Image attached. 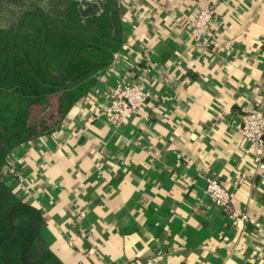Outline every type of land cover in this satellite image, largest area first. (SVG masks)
<instances>
[{
    "label": "crops",
    "instance_id": "obj_1",
    "mask_svg": "<svg viewBox=\"0 0 264 264\" xmlns=\"http://www.w3.org/2000/svg\"><path fill=\"white\" fill-rule=\"evenodd\" d=\"M119 2L112 65L57 131L12 151L7 182L41 210L65 264H264V167L240 132L246 111L264 110V0ZM202 8L213 18L194 37ZM126 81L146 100L114 125L108 104ZM207 176L230 211L208 200Z\"/></svg>",
    "mask_w": 264,
    "mask_h": 264
},
{
    "label": "trees",
    "instance_id": "obj_2",
    "mask_svg": "<svg viewBox=\"0 0 264 264\" xmlns=\"http://www.w3.org/2000/svg\"><path fill=\"white\" fill-rule=\"evenodd\" d=\"M124 28L119 0H0V264H65L4 168L17 146L60 128L112 65Z\"/></svg>",
    "mask_w": 264,
    "mask_h": 264
},
{
    "label": "built area",
    "instance_id": "obj_3",
    "mask_svg": "<svg viewBox=\"0 0 264 264\" xmlns=\"http://www.w3.org/2000/svg\"><path fill=\"white\" fill-rule=\"evenodd\" d=\"M213 18L212 8H202L197 11L193 20V36L199 37L211 24ZM146 100L144 89L133 81H126L114 88L109 104L108 119L114 125L123 124L130 116L134 115ZM241 136L253 145L259 153L258 166L264 167V110L252 108L242 115ZM6 175L12 176L15 168L13 165L6 167ZM205 194L211 204L223 211L231 210V195L215 176L205 178ZM79 216L84 211H79ZM240 218L249 220L248 215L241 213ZM93 253L94 249L87 250Z\"/></svg>",
    "mask_w": 264,
    "mask_h": 264
}]
</instances>
